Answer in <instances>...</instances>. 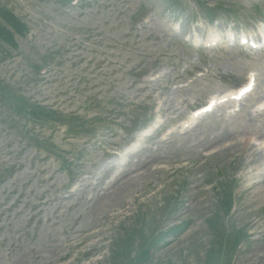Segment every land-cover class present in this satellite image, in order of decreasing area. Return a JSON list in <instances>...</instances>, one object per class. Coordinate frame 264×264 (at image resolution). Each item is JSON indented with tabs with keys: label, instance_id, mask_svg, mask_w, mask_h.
Here are the masks:
<instances>
[{
	"label": "rangeland",
	"instance_id": "rangeland-1",
	"mask_svg": "<svg viewBox=\"0 0 264 264\" xmlns=\"http://www.w3.org/2000/svg\"><path fill=\"white\" fill-rule=\"evenodd\" d=\"M2 8L27 31L0 39V264L125 263L140 245L133 264H227L236 229L250 239L232 264H264V47L237 40L264 32V0ZM250 75L246 96L192 117ZM18 98L89 124L66 134Z\"/></svg>",
	"mask_w": 264,
	"mask_h": 264
},
{
	"label": "trees",
	"instance_id": "trees-1",
	"mask_svg": "<svg viewBox=\"0 0 264 264\" xmlns=\"http://www.w3.org/2000/svg\"><path fill=\"white\" fill-rule=\"evenodd\" d=\"M0 13H2V18L6 26L8 27V28L0 27V38L5 43H10L14 45V38H13L12 33L14 32L13 34L23 36L25 31L27 30L25 29L24 25L20 21H18L11 13H8L3 9L0 11ZM31 111L36 114L37 113L45 114L47 118L50 119V121L57 122L59 125H65L66 128L68 129L67 132L69 134L84 132L85 131L84 125L89 124L88 122L79 121L76 117L65 116L60 113H57L56 111H53V110H50L44 107L32 108ZM77 129H81V131ZM239 241L237 242V244H239ZM139 248L140 249H139L138 255L134 257L132 260H128L125 263H122V261H120L117 264H133V262L137 263L139 260H141L140 262L147 261L149 256H148V250L145 249V245H140ZM118 254L120 255L121 253L118 252ZM119 255H117V257H119ZM112 264H115V263H112ZM228 264H229V261H228Z\"/></svg>",
	"mask_w": 264,
	"mask_h": 264
},
{
	"label": "bare ground",
	"instance_id": "bare-ground-1",
	"mask_svg": "<svg viewBox=\"0 0 264 264\" xmlns=\"http://www.w3.org/2000/svg\"><path fill=\"white\" fill-rule=\"evenodd\" d=\"M249 142H256V140L255 139H249ZM259 194H264V188L261 190V192L259 193ZM263 198H264V196H263Z\"/></svg>",
	"mask_w": 264,
	"mask_h": 264
}]
</instances>
